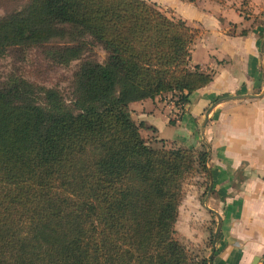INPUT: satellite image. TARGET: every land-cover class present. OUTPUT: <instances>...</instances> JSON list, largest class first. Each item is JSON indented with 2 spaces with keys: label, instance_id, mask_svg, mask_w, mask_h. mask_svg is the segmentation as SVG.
<instances>
[{
  "label": "trees",
  "instance_id": "1",
  "mask_svg": "<svg viewBox=\"0 0 264 264\" xmlns=\"http://www.w3.org/2000/svg\"><path fill=\"white\" fill-rule=\"evenodd\" d=\"M57 25L80 29L105 58L81 60L73 107L52 89L38 100L19 79L0 87V264H212L175 229L185 180L208 178L207 151L153 148L140 129H155L129 108L170 94L182 118L212 81L191 63L197 31L147 0H31L0 19V55L46 42Z\"/></svg>",
  "mask_w": 264,
  "mask_h": 264
},
{
  "label": "crops",
  "instance_id": "2",
  "mask_svg": "<svg viewBox=\"0 0 264 264\" xmlns=\"http://www.w3.org/2000/svg\"><path fill=\"white\" fill-rule=\"evenodd\" d=\"M181 10L176 19L197 31L191 63L211 72L212 81L193 94L175 125L168 119L177 111L172 102H149L156 97L129 108L140 107L138 122L153 127L162 140L176 139L181 131L196 133L199 124V138L209 146L212 189L203 201V217L216 219L220 231L212 264H263L264 18L250 28L227 2L212 0L186 1Z\"/></svg>",
  "mask_w": 264,
  "mask_h": 264
},
{
  "label": "rangeland",
  "instance_id": "3",
  "mask_svg": "<svg viewBox=\"0 0 264 264\" xmlns=\"http://www.w3.org/2000/svg\"><path fill=\"white\" fill-rule=\"evenodd\" d=\"M31 0H0V19L19 17L23 15ZM155 3L166 15L178 18L182 14L181 7L188 0H147ZM230 5L241 18L248 21L250 28L263 24L264 0H223ZM229 34L234 33L229 28ZM67 47L64 57L58 59L60 47ZM50 47V49H48ZM92 56L99 63H103L105 52L92 42V39L80 29L71 25H57L54 35L40 44L19 43L9 45L0 55V87L7 81L19 79L30 84L40 99L41 90H55L61 99L69 106L74 103V81L81 60ZM42 100V99H40ZM170 94L157 97L152 104L174 103ZM164 106V105H163ZM175 112L168 114V119L177 120L182 111L176 107ZM141 108L131 110V116L136 123L141 115ZM191 124L197 120L189 119ZM199 126V124H198ZM196 133H181L176 139H158V134L151 128L142 125L141 135L153 148L171 147L180 145L196 149L203 147L207 151L206 162L209 161V146L199 138V127ZM196 127V126H195ZM183 132H187L183 130ZM174 137V138H175ZM212 189L208 178L193 173L184 183V194L178 208V217L175 223L178 237L183 245L198 255L209 257L213 255L214 246L219 241L220 231L218 221L205 219L203 201ZM212 218V216H210ZM214 264H217L215 262Z\"/></svg>",
  "mask_w": 264,
  "mask_h": 264
},
{
  "label": "water",
  "instance_id": "4",
  "mask_svg": "<svg viewBox=\"0 0 264 264\" xmlns=\"http://www.w3.org/2000/svg\"><path fill=\"white\" fill-rule=\"evenodd\" d=\"M218 228H219V226H218ZM213 253V252H212Z\"/></svg>",
  "mask_w": 264,
  "mask_h": 264
}]
</instances>
